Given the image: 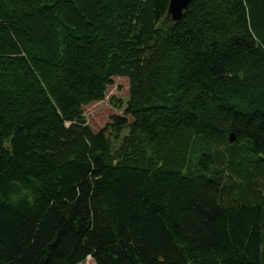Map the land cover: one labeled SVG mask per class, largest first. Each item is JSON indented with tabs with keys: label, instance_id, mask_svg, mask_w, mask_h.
<instances>
[{
	"label": "trees",
	"instance_id": "16d2710c",
	"mask_svg": "<svg viewBox=\"0 0 264 264\" xmlns=\"http://www.w3.org/2000/svg\"><path fill=\"white\" fill-rule=\"evenodd\" d=\"M168 5L0 0V264H264V0Z\"/></svg>",
	"mask_w": 264,
	"mask_h": 264
},
{
	"label": "rangeland",
	"instance_id": "374dc122",
	"mask_svg": "<svg viewBox=\"0 0 264 264\" xmlns=\"http://www.w3.org/2000/svg\"><path fill=\"white\" fill-rule=\"evenodd\" d=\"M112 97L125 102L128 97V80L126 77L113 78V85L108 88L106 97L99 102H93L84 107V113L89 125L97 131L102 128L113 114H121L122 110L110 103ZM91 259V257L89 256ZM79 264H96L93 259L87 258Z\"/></svg>",
	"mask_w": 264,
	"mask_h": 264
},
{
	"label": "water",
	"instance_id": "95a60500",
	"mask_svg": "<svg viewBox=\"0 0 264 264\" xmlns=\"http://www.w3.org/2000/svg\"><path fill=\"white\" fill-rule=\"evenodd\" d=\"M190 0H169L166 18L171 22H178L183 15ZM234 134L231 133L229 140L234 141Z\"/></svg>",
	"mask_w": 264,
	"mask_h": 264
}]
</instances>
